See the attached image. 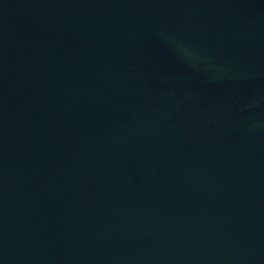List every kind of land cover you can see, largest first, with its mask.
Here are the masks:
<instances>
[{
    "label": "water",
    "instance_id": "obj_1",
    "mask_svg": "<svg viewBox=\"0 0 264 264\" xmlns=\"http://www.w3.org/2000/svg\"><path fill=\"white\" fill-rule=\"evenodd\" d=\"M0 264H264V0H0Z\"/></svg>",
    "mask_w": 264,
    "mask_h": 264
}]
</instances>
